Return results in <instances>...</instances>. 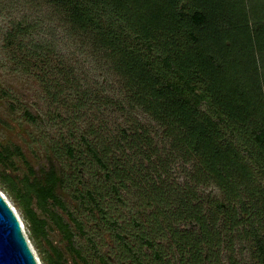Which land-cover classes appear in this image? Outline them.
I'll return each mask as SVG.
<instances>
[{"label": "trees", "instance_id": "16d2710c", "mask_svg": "<svg viewBox=\"0 0 264 264\" xmlns=\"http://www.w3.org/2000/svg\"><path fill=\"white\" fill-rule=\"evenodd\" d=\"M45 1L91 40L119 80L122 99L156 123L170 149L156 146L138 123L122 132L110 158L107 146L99 151L85 136L73 143L60 136L61 148L45 151L47 168L35 169L20 146L0 143V191L20 213L41 262L66 264L38 212L83 264L70 223L102 264H113L93 240L104 230L120 244L117 264H239L238 243L247 245V264H264V0ZM25 35L17 25L7 46L31 55L34 66L63 70L46 46L20 43ZM43 74L55 98L58 83ZM25 116L35 121L27 110ZM60 150L71 168L59 165ZM130 156L145 162L144 170ZM174 159L190 165L181 184L170 177ZM134 189L129 225L118 211L129 207L123 196ZM59 190H68L72 210Z\"/></svg>", "mask_w": 264, "mask_h": 264}, {"label": "rangeland", "instance_id": "374dc122", "mask_svg": "<svg viewBox=\"0 0 264 264\" xmlns=\"http://www.w3.org/2000/svg\"><path fill=\"white\" fill-rule=\"evenodd\" d=\"M17 25L22 26L27 34L21 38L20 43L22 41L24 46L27 44L29 47L36 44L46 46L49 56L53 59L52 65L63 70L55 73L53 68L34 66L31 55L26 56L23 50H18L15 45L7 46L6 35ZM92 45L91 40L79 36L73 30V26L67 22L62 12L45 0H0V143L20 146L26 159L35 169L40 165L47 168L45 151L54 145L61 148L63 144L60 136L72 143L75 140L80 141V137L85 136L99 151H104L107 146V156L110 158L115 152L114 143L121 138L122 132L137 123L143 127L142 130L151 133L156 146L166 152L170 149L168 139L160 141V136H157L161 130L156 123L141 109L133 110L129 103L122 99L119 80L109 65L102 58L96 57L97 53L93 51ZM11 48L17 50L12 52ZM28 61L30 63L26 64ZM45 72L48 74L47 79L50 74L52 75L49 82L58 83L55 98L52 91L46 90L42 81ZM65 77L70 81L69 84L62 81ZM26 110L35 116V121L25 116ZM74 146L79 148L83 145ZM83 148L82 159L85 157L86 160H90L84 146ZM59 154V165H64L65 169L71 168L68 166L70 162L68 156L61 150ZM53 159L56 160L55 156ZM130 159V163L137 168L138 164H142L144 170L145 162L137 160V157L130 156ZM90 166L89 161L87 168L84 169L87 179L90 178L88 174ZM189 169L190 165L185 166L179 159H174L170 164V177L181 184L184 180L183 174ZM74 186L81 188L77 183ZM135 191L136 189L126 194V199L122 195L129 207L121 206L118 211L120 217L122 216L129 225H132L131 219L134 215L129 208L133 207L136 200ZM203 191L216 194L212 189ZM1 194L20 222L22 234L37 263L43 264L20 213L8 196L3 192ZM59 194L72 210L74 204L68 190H59ZM58 212L61 213L60 210ZM73 212L77 216L80 215L79 217L84 216L83 220L87 222L78 207ZM38 213L47 221V238L64 254L65 263L83 264L75 253L67 249V242L47 215ZM62 216L67 219L65 214ZM70 225L75 235V244L83 249L81 255L85 257V261L89 264H102L98 255L93 254L88 240L79 236L74 226L71 223ZM93 240L96 244L101 241L100 254L111 259L113 264H117L122 253L119 242L110 232L104 230L101 232V239L95 237ZM245 245L238 243L234 247L233 255L239 264L249 262V253ZM219 253L222 262L225 263L228 251L221 247ZM127 263L129 264L128 261Z\"/></svg>", "mask_w": 264, "mask_h": 264}, {"label": "water", "instance_id": "95a60500", "mask_svg": "<svg viewBox=\"0 0 264 264\" xmlns=\"http://www.w3.org/2000/svg\"><path fill=\"white\" fill-rule=\"evenodd\" d=\"M0 264H38L14 211L0 192Z\"/></svg>", "mask_w": 264, "mask_h": 264}]
</instances>
